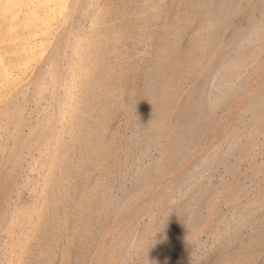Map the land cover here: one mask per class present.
<instances>
[{"label":"bare ground","instance_id":"bare-ground-1","mask_svg":"<svg viewBox=\"0 0 264 264\" xmlns=\"http://www.w3.org/2000/svg\"><path fill=\"white\" fill-rule=\"evenodd\" d=\"M80 1L82 2V0H73V3L70 5L69 4L70 2L68 3V0H0V44L1 45L4 44L5 47L7 46V48H9V47H11V45H10L11 40L12 41L13 40L15 41L16 39H18L19 41L22 40L19 43L20 44L18 46L19 49L17 48L18 50L14 52L15 54L18 53V55L15 56L11 62L7 63L4 56L0 53V83L4 84L5 86H7V84L9 83V80L11 79L12 74H13L12 73L13 69L11 70L12 63L19 64L25 70L26 68L28 69L29 65H31V63H33L34 59L36 57H38L37 54L39 52V48H41L42 46L45 47V45H46V43H45L46 41L45 42L42 41L43 40L42 37H44V39L46 40V37H48L49 32L52 31L51 26L53 25V22L51 23L50 21L53 18V16H51V15H54V17H55V14H53V13H55L56 11L64 14V15H59L60 17L64 16L63 18L61 17L62 19L60 18L62 20L61 24L62 23H63V25L65 24L64 26L68 27L67 31L70 32L71 34H74L73 32H71L72 29H74V26L72 24H70V19H72L71 16L74 14L72 11L77 10L76 8L79 6L82 7L81 6L82 3ZM138 1L139 0H121V7H119L120 13H121V18H120L121 20L116 18V16L119 17V15H117L118 12L115 13L112 9V8H115L116 6L111 7L112 10H108L107 8H109V7H106L107 11H109V12L113 11L116 14V16L114 14V16H115L114 18H116V20H118V22L116 23L114 18H113L112 12H111L109 14L110 15L109 17H112L113 18V19L111 18L112 22L113 21L114 22L109 23L110 25L107 24L109 21L106 22V24L108 25L107 27L103 26V25H106L105 22L103 23V21H106V19L103 20L104 17L106 16V14L104 17L102 15L101 19H98V17L100 18V16H101L100 14L102 13L101 12L102 10L99 11L100 14L97 18L94 15H91V18H90L91 21L94 18V21H92L93 27L91 26L93 29H91V31L94 33L91 34L92 32L90 31L91 33L89 35L86 32L85 36H82L83 39H84V37H86L84 40H80L78 38L80 40L79 43L81 41H84V44H86L85 46H84V44L82 45V47L84 46V48L80 47L81 50L84 49L85 51H83V50L81 51L79 49V51H81V53L85 52L84 54L83 53L80 54V52L78 51L77 47L79 45H77V47L75 45H73L74 47H73V50H71V54H67L65 52L66 50H64L62 48L63 45L64 46L66 45V47H68V45H69L68 41H70L69 40L70 33L68 34L67 31L64 30L63 31L64 33H61V35L56 36V37H58L57 39L54 37V39H56L57 42L55 40L54 41L56 43H58L59 45L61 44V48L63 51L58 50V49H60L59 45H58V49L54 48L55 49L54 52L56 50H58V51H56L55 53H53V51H52L51 53H53V54H51V55H49L50 53L48 54L49 56L47 57V60H50V61H48L50 66H48V64H47V66L49 67V69L47 67L48 71H45L44 69H43V71H45V73L50 72V74L52 75V77L50 75V77H51L50 81H52L51 82L52 84L49 83L50 81L47 83L49 84V86L51 84V86H50L51 92L50 93H52V97L56 102V104H55L56 107L54 109L52 106L53 110L52 111L50 110V113L48 111V113H46L47 115L43 117L44 118V119H42L43 121L40 122L38 120L39 123H37L36 125L34 124V127L35 128L38 127L40 129L44 128L43 130L46 131L47 129H45L44 126L48 127V125H47L48 122L50 124H52L51 122H54L53 126L52 125L49 126L50 129H48V131L50 130L49 131L50 133L48 132L49 134L46 135V133L44 131L43 133L46 136L43 137L41 135V137H43V139L41 141L44 142V140H45L44 144L47 146L46 148L49 147V150H48L49 154L46 157L44 156L45 159H41L43 161L44 160L46 161V164L48 166V170L46 169V167L43 166L45 163L42 164L43 162L41 160H40V162H42L41 164H42L43 168L46 169V172H44V175H45L46 186L48 184V189L46 188L47 190L46 189L45 190L47 191V194L49 195V197H48L49 202L54 205V207L56 209L55 211H57V212L50 213L49 211H51V210L49 209L48 212L51 215L45 216L46 218H48L49 223L45 224V226H43V227L41 226L42 228H40V234H39V237L37 238L38 240L36 239L37 240L36 241L37 247L35 245L36 249L33 246L34 247L33 249H35V251H33L34 252L33 253L34 261L32 259L33 264H51L52 263L53 257L56 253V251L54 250L55 246L63 238V236L65 234V230H66V225L68 224V229H69V226H70L69 222H72V217H71L72 215L69 212L72 210H68V209H70L69 207L72 205H77V203L79 201V194L81 192L83 194H85V196H87L90 199L89 201H91V199L93 200V197L96 194V193H94V191H95V188H97L96 187V185H97L96 181L97 180L95 178L94 172L99 166H101L103 164L104 159H106L105 157L108 158L107 155L113 157L110 150H108L109 148L112 147V145L109 144V145H111V147L107 146L106 148H108V149L105 150V146H104L105 140L103 139V135L105 136L104 132H106V129L108 127V124H107L108 121L107 120L111 117L110 116L111 115V107H113L112 110H115V109L116 110L117 109L118 110H121V109L125 110L131 116L133 114L132 112L135 110L133 107H135L136 110L143 112L145 115L148 113V116L151 115L153 117V120H152L153 122L149 123L150 122L149 121L148 122L149 124L148 123L146 124V127L144 129V133H143V139L139 140V139H137L136 136L128 138V139H130V140H128L129 144L127 143L129 146H127V144H126L127 149L125 150L124 157H129V155H132L134 153L136 146L140 145V141L144 142V145L141 149L142 154H147L151 147H153L156 144H160V143L164 142L162 139H163V137L166 136L165 135L166 132L167 131L169 132V126L171 125L170 124V122H171L170 121V114H171V110H172L171 106L174 103V101H173L174 98L177 97V95H178L177 93L179 92L178 87L180 85L178 86V84H181L187 78L188 74L191 73L192 70H194L196 65L199 66L201 61L204 60V57H205L204 55H207L208 52L210 53V50L214 46L215 42H217V44H218L219 40L216 41V39H217V37H219V34H221L222 31L230 23H232L233 18H235V16L237 17V14H239L240 10H241L240 9L241 7L239 8L240 0H186V2H185L186 3V9H185V12L183 11L182 16L181 15L175 16V14H172V15H169V14L166 15L165 14V16H164V14L162 13L163 14L162 16H164V17L162 18L163 20H161L162 23L158 27V29H159L158 36L156 37V34H155L154 38H156V41H155L154 45H153V43L150 44V41L148 43V41L146 40V39H148L147 36H146V39H143V38H145V35L144 36L139 35L140 38L142 37L141 39L139 38V36H137L138 38H136V39H139L140 43H141V40L143 39V41H142L143 43H141V44H143V47L140 46L141 47L140 51H138L139 50V48H138V50H137L138 52H137V51L133 50L134 48L136 49L137 47H134L133 46L134 44L131 45L132 40L138 34L137 33L135 35V32H137L139 30L137 28L138 30L136 29L137 30L136 31L135 28L137 27V25H140L141 27L146 26L148 24V19L150 20V18L153 16H155V17H156V15H158V17L160 16L159 2L161 3L162 0H144V1H142L143 3L141 2L142 4H144V5H142V7L139 6L140 2H138ZM85 2L88 3V0H85ZM31 3H33L34 5L27 8L26 5H30ZM90 3H92V0H90ZM93 4H94V2H93ZM67 5H69L68 6V7H70L69 9H68V7L65 8ZM65 9H68V10H66V12H64ZM104 11L106 12V10H104ZM180 11L182 12V9H180ZM105 12H103V13H105ZM161 12H162V10H161ZM120 13H118V14H120ZM170 14H171V11H170ZM50 16L52 17L51 19H50ZM179 16H181L183 18V20H184L183 23H180ZM196 19H198V20H196ZM244 19L246 20V21H244L245 23H243V24L241 23L239 26L237 25V28L235 27L236 29L232 33H230V35H229L230 37H228L230 47L228 49H225L224 51L222 50L223 52L221 53L220 58L218 57L219 60H217L218 62L216 63L215 66H213V70L211 71V73H209V75H207V77L204 76L206 78H204V79L202 78L203 79L202 80L203 85H202V83L199 84L200 83L199 81H201V79L198 81L199 82L198 84L195 82V86L200 85V87L198 86L199 87V88L197 87L198 89L196 88V90H193L194 94L191 98H189L188 102L186 101L187 103L185 102V104H186L185 106H183L184 105L183 103H180V104H183L182 105L183 107L181 108V106H180V107H178L179 111L177 110V112H178L177 113V120H176L177 127L175 126L176 125V123H175V125H174L175 128H174V133H173L174 135H173V137H171L172 139L170 138L172 140L171 141L172 144L170 143L171 146L169 145L170 147L167 148V150L168 149L170 150V151L168 150L169 155L166 151V153H167L166 155H168V158L167 157L166 158L169 160V162L171 164L166 159L167 163H169V166L166 168L170 169V166L173 163L175 164V162L178 161V159H180L181 155L186 153L185 151L187 150V147L190 148V146H191L190 144H192V142L194 144V141L195 142L197 141L198 138H196V135L198 137V133L199 134L201 133L199 130L204 128L203 126L205 125V123H207L208 120L210 121L211 117L213 119L214 115H212V114H214V111H216V108L218 106H220L221 103L223 104V102H226L231 96H233L234 93L237 92V90L240 88V86L243 83L245 85V83H246L245 79L247 80V77L249 76V74H251L250 70L252 68H253L252 70H254V67H251V69H250L247 66H249L250 62H253V60L256 58V56L259 54L260 50L264 46V0H255L254 2H252L248 11L246 12V16L244 17ZM101 20H102V22H101ZM119 21H121V22H119ZM198 21H200L199 24L196 25V27H194L196 24L195 22H198ZM110 22H111V20H110ZM193 22H194V24H192ZM191 24L193 25V27H191L192 26ZM70 25H72V27ZM36 26H38L39 28L41 27V29H40L41 31L40 30L38 31L39 34L37 33V31L35 29V28H38ZM66 27H64V29H67ZM76 27H77V25H76ZM190 27L194 28V30L191 29L193 33H192V35H190V37L188 38L189 40L186 43L185 42L186 38L184 40V36L186 35V33L188 31L187 28L189 29ZM49 28L51 30H49ZM80 29H82V27ZM141 30H142L141 33L145 32V31H143V28ZM34 31H35L37 37H38V35H40V32L42 35V37L40 39L41 41L39 40L40 36L38 38V40L41 42L39 47L37 45L34 46V45L30 44L32 41L30 42L29 39H31L32 37L31 38L29 37V39L26 37L27 34H28L27 36H33L32 34L34 33ZM189 31H190V29H189ZM77 32H78V30H77ZM184 32H185V34H184ZM79 33H80V31H79ZM227 33H229V32H227ZM75 35H78V34H75ZM83 35H84V33H83ZM152 35L153 34L149 33L150 37ZM34 37H35V35H34ZM34 37L32 40L35 39V42H37L36 41L37 39ZM73 37L74 36H72V38ZM26 38H27V41H26ZM152 38L153 37H151V39ZM18 40H17V42H18ZM39 41H38V43H40ZM76 41H77L76 44H79L78 40H76ZM13 42H12V44H13ZM55 42H54V44L56 45ZM136 42H137V45L135 43V46L139 47V45H140V44L138 45L139 41H136ZM81 43H83V42H81ZM73 44H75V43L73 42ZM109 44H113L112 46H114L117 53L122 58L121 61L123 62L125 60V62H124L125 65L127 64L126 59L127 60L130 59L131 61L132 60L137 61L139 56L137 55V57H136L135 52L140 55V58L143 56L139 60V61H142V59H143L142 62H144V60H145L144 58L146 55H148V56L151 55L150 56L151 57L150 62L146 59L145 61H148V62H145V63H148V64L146 66H145V64H143V66H145L142 68L144 74H142V73L141 74L143 75V78L145 77L144 78L145 80H144V83L142 84L143 86L141 87V89H139L140 90L139 100L136 103L133 102V103H135L134 106H132L131 104H128V102L125 100V98H126L125 96H127L128 94H131V92H132V91L130 92V90H132L130 87H133L131 84L133 82L131 78L134 75V70H133L134 64H133V66H132V64L127 65V66H125V65L121 66L118 63L120 65V68H119V71L117 72V69H116L117 66L114 63L116 61L112 62V60H110V57H108L111 54L110 55H108L109 53L107 54L108 51L110 52V51H113L114 49L110 50L111 49V47H110L109 50L106 51L107 50L106 48H108ZM121 44L124 45L122 48L119 47ZM228 45H226V46H228ZM131 46H133L134 48ZM5 50H7V49H5ZM6 52H4V53H6ZM114 52H115V50L111 53H114ZM14 53H11V54H14ZM42 54H44V53L42 52ZM119 55L116 54L117 58ZM113 56L111 55V57H113ZM120 57H119V59H120ZM123 58H126V59L123 60ZM131 58H133V59H131ZM134 58H137V59H134ZM42 60H44V58ZM67 60L69 61L68 64L70 67L67 69L69 70L72 68L73 70H75V72L79 73L78 74V77H80L79 79H81L82 76L84 79V82H83V79L81 80L82 81L81 84H83L84 87L82 85V88L80 91V96L78 95L79 97L77 96V93L73 88L75 86L73 84L74 81H73V83L71 82L72 85H74V86H71V85L69 86L68 85L69 82H67L66 75H64L67 73L69 74L70 71L67 70L68 72L66 71L67 73H65V71H63L64 69H62L63 63L66 64ZM44 61H42V62H44ZM133 61H132V63H135ZM110 62H112L113 65L115 64V66H116L115 69L113 68L114 67L113 65H110ZM137 63H138V61H137ZM111 66H113V67H111ZM197 66H196V68H197ZM136 67H138V66L136 65ZM141 67H139L140 69H138V68L137 69L141 71ZM39 69H40L39 71H42L41 68H39ZM45 69H46V67H45ZM33 70H35V69H33ZM73 70H71V71H73ZM132 70H133V73H132ZM39 71H38V73H40ZM75 72H73L74 75H76ZM193 72H195V71H193ZM73 73H71V75ZM39 75L40 74L37 75L38 78L35 77L36 79H34V80L32 79L34 81V83H36L35 84L36 87L34 88L35 90H33V91H35L34 93H36L35 98L37 101H39L47 93V90L50 89V88L48 89L49 86L46 83V81H44L42 79L44 76L42 75L43 76L42 77L40 75V77H39ZM46 75H47V77L49 76L48 74H46ZM68 76H70V75H68ZM31 77H32V75H31ZM189 77H190V74H189ZM13 78L15 79V77H13ZM52 78H54V80H52ZM262 78L264 79V77H262ZM64 79L66 80L65 83L66 84L68 83L67 85L64 83ZM68 79H70V78H68ZM71 79L75 80L76 77L75 78L73 77ZM75 81L77 82V80H75ZM29 82H30V80H29ZM79 82H80V80H79ZM262 83H263V81H262ZM1 87H2V85H1ZM1 87H0V89H1ZM71 87H72V89H71ZM23 88H24V86H23ZM135 88H137V87H135ZM79 89H80V87H79ZM240 92H238V93H240ZM237 96H238V94H237ZM53 99L50 101H54ZM2 102H3V99H2ZM226 106H228V105H226ZM19 107L17 106V108H19ZM13 108H15V107H13ZM245 108H246V111H251L253 113V118L249 122L246 123V125H247L246 131L242 132L239 130L238 131L233 130L228 135V138L226 140V144L222 148L219 146V148H221L220 149L221 151L216 150V151H214V153H212V155H210V156L207 155L206 157H203L202 159H200L198 162L194 163L193 167L189 170V172H190L189 177H190L191 183H193L196 179H198L200 177L204 168L208 165L210 166L212 164L213 165L214 164H217V165L222 164L225 167V172H226V169L232 167L233 165L235 167L236 164H234L233 161L230 162L231 159H229V157H230L229 154L230 153L232 154L233 152L235 153L240 148H242V145H244L243 144L244 142L242 143V139L244 141V137L246 138V136H248L252 132V130L255 128L256 124L264 118V86L260 87L258 90H256L254 92V94H252V96L249 99L248 103L246 104ZM13 110H12V112L8 111L11 115L8 113L7 116L10 115V118H11L10 120L12 122H14L13 120H15L14 124L16 123V125H14L15 128L13 127L14 130H13L12 134H10V133L9 134L12 135V137H15L14 138L15 140L18 139V143L16 145H14L15 149L11 150L12 152L8 151L9 153L6 154L7 158L4 161H2L0 163V165H7V166L15 165V168H16L18 166L19 160L21 159V161H22V151L21 150H23V149H21V148H23L25 143L28 142V141L25 142L24 140L28 139L27 137L29 136V134L27 133L28 136H26L25 139L21 140V134H20V139L18 138L19 132L22 129L23 125L25 123H27V120L25 122V120L21 117V115H19L20 114V113H18L19 109H18V111L15 109L17 112L15 110H14L15 112H13ZM20 112H21V110H20ZM244 112H245V110H244ZM42 113H43V111H42ZM64 116H66L67 127L66 126L65 127L67 128V132L69 134V135L68 134L66 135V136H69L68 139L66 138V136H64L66 139H63L64 137L60 136L61 131H58L57 126H55V123H57V122L59 123L60 121H62L61 119H63ZM131 116H130V118H131ZM12 117H13V120H12ZM7 118H9V117H7ZM47 120H50V121L47 122ZM263 121H264V119H263ZM28 122H30V121H28ZM45 122H47V123H45ZM110 122H111V120H110ZM174 122L175 121H173V124H174ZM0 125H1V123H0ZM7 126H9V125H7ZM31 127H33V126H31ZM38 128L35 129V131L39 130ZM31 129H30V131H31ZM62 131H64V128ZM39 132H40V130H39ZM31 133H32V136L36 133V135H34L33 137L36 136L35 137L36 139H38V138H39V140L41 139L38 131L35 133H33V131L30 132V137L32 138ZM169 133H171V132H169ZM63 135H65V134H63ZM37 136H39V137L37 138ZM5 137H7V136H5ZM248 138H249V136H248ZM34 139H33L32 144L35 145L36 142L34 143ZM36 139H35V141H37ZM194 139H196V140H194ZM29 140H30V138H29ZM5 141H6V139H5ZM43 142L41 144H43ZM26 145H28V144H26ZM34 145L31 146V147H33V149H34ZM117 145H118V143H117ZM117 145H116V147H117ZM119 146H121V145H119ZM119 146H118V148H119ZM1 147H3V146H1ZM39 147L41 148V145H39ZM114 147H115V144H114ZM245 148H246V145H245ZM12 149H13V147H12ZM111 149H113V148H111ZM243 149H244V147H243ZM45 150H47V149H45ZM70 150H76L73 153L74 155H75V153L78 152L76 159H72V157H70ZM114 151H115V149H113L112 152H114ZM183 151H184V153H182ZM29 152L31 153L32 151L30 150ZM33 152H34V150H33ZM40 152H41V150H40ZM37 153H38V150H37ZM44 153H46V152H44ZM114 153H113V155H114V157H116V155ZM7 155H9V156H7ZM26 155H28V154H26ZM43 155H45V154H43ZM233 155H231V156H233ZM35 156H37V155H35ZM46 158H47V160H46ZM111 159H113V163L115 164L114 165L115 167H116V165L119 166V164L122 163V161H123L122 159H119V157H116L115 159L114 158H111ZM111 159H109V160H111ZM124 159H126V158H124ZM106 161H107V159H106ZM106 161L104 163H106ZM20 162H19V164H20ZM110 163L112 165L111 161H110ZM16 164H17V166H16ZM38 164H40V163H38ZM75 164H77L76 166H77L78 170L80 171L79 172L80 173L79 179H77L78 177H76V176H75L76 177L75 178V177H73V175H72V177H71V175H69V173L71 171H73V170H71V168L72 169L75 168L74 167ZM54 166L59 168L58 173H54V174L52 173L53 171H51V170L54 169V168H52ZM103 166L105 167V165H103ZM150 166L148 165L147 167L145 166V168L141 167V168L135 170L134 173L131 176H129V179L126 180V181L129 180V183L124 182V184L122 186V191L118 195H115V196L113 194H111L112 196L109 195L110 194L109 191L111 192V189H110L111 187L109 186V179L110 178L109 179L106 178V180H105L106 182L101 181L102 183L101 182L99 183V186L102 184V192H101L102 195L100 194V190H99V194L101 197L99 207L101 206L102 210L104 211L103 212L104 213V215H103L104 219L108 218L107 216L110 214V211H111L110 209H114V208L117 210L120 209L121 205L123 206L125 203L127 204V200L129 199L128 197H130L134 194L133 193L134 190H136L137 188L142 189L144 184L146 185V183L150 182V178L154 176L153 174L156 171L155 169H154L155 171H153V168L157 167V166L155 167L154 164H153V168H152V166L151 167ZM12 167H14V166H12ZM9 169L10 170L12 169L11 166H9ZM9 169H8V171H9ZM254 169L256 170V168H254ZM14 170H11V171H14ZM57 170L58 169H56V171ZM74 173H75V171H74ZM76 173H77V170H76ZM79 173H78V175H79ZM41 174L43 175V173H41ZM3 176L6 178L5 181H3V179H5ZM3 176H2L3 179H2V177H1V179L4 183L2 181H0V182H2L4 185L6 182L5 187L9 188V186L14 183L12 181L14 178L13 179L11 178L12 180L10 179V177H11L10 171L7 172V175L5 174ZM160 177H161V175H160ZM43 179L44 178H42L41 180H43ZM82 182H84L85 184H83ZM206 182L209 184H207V186L204 185V187H201V189H199L200 191L198 190V191H196V193H193L190 201L184 207L188 212L187 218H186L184 223L179 222L178 219H176V217H167L164 220V223H166V224H168V223H170V224L174 223L175 224V228L174 227L173 228H174V230L176 229L175 230L176 232L174 231L175 235L172 234V236L174 235L173 237L170 236L173 239H172V242L169 243V244H171V246L173 248H174L173 245H177L180 242H182V240H184L187 236H189L188 234H190L192 231L195 230V227H197L196 225H197V222L200 218L201 212L204 209L203 207H205L206 203L208 204V201H210L211 198L214 196L213 194H215V192L217 190L216 188L218 187V185L216 187L214 185V183L212 184V182H210V181H206ZM74 183L76 185L77 191H79V192H77V193H79L78 195H76L75 193H71L69 190V187L67 188V186H71ZM228 184H230V183H228ZM37 186L35 188L39 189V187H37ZM180 187H182V186H180ZM8 188H5V192H7L9 190ZM35 188L34 189L32 188V189L35 190ZM66 188L69 190L68 194H66V193L63 194V190ZM38 189H36V190H38ZM36 190H35V192H36ZM38 191H37V193H38V195L40 194V196H39V198H40V197H42V195H44L45 191L43 194L40 191H39L40 192L39 193ZM42 191H43V189H42ZM32 192L33 191H31V193ZM170 192H171V194H170L171 196L170 195H168V196H170V203H171V210L170 211H172V209L174 210L175 208H178V204L176 203L178 201H176V196H175L176 191L170 190ZM37 193H36V195H37ZM131 193H133V194H131ZM168 194H169V191H168ZM38 195L36 197H38ZM20 198H21L22 204L24 206V207L22 206V208H24V210L19 208L21 205L18 207L20 210H23L22 216H21V213H20V216L24 220L20 219V222L25 223V221H26L25 226L27 223H30V224L34 223L35 221L33 222V218L35 216H39V213L41 210V207L37 201V198H36V201H35V199H34V201H32L30 199L31 201L29 200V202H28V199L26 201L25 198L22 199L21 196H20ZM20 198H18V199H20ZM5 200H4V202H5ZM21 200H18V201L21 202ZM23 200H25L26 203L25 202L23 203ZM87 201H88V199H87ZM49 202H48V204H49ZM41 203H42V201H41ZM51 204H49V205H51ZM44 206L42 208H44ZM64 206H68V209H67L68 211L65 210L66 207L64 208V211L68 212L67 213L68 215H66V216L63 215V213L62 214L60 213V211H62L61 209ZM246 206H247V210L239 213L237 215L235 221L230 225V227L228 226L229 230H230L229 234L227 233L228 234L227 237L220 241L221 246H222V254L220 253L221 254L220 258H218V260L212 264H255L256 263L255 261H256V258L258 256L257 251H259L258 248L264 247V223H263V225L262 224L261 225H255L253 228L254 229L253 232L251 233V235L249 234L250 236H248V237L243 238V236L241 237V236L237 235V230H238V228L240 230L239 226H241L243 224V222L245 224V223H247L248 220H251L255 216V214H256L255 212H257V209L264 206V188L262 190H260V192H258L255 196H253L250 200H248ZM0 207H1V205H0ZM82 207L84 208V206H82ZM45 209H46V207H45ZM84 210H83L84 214H80V215H82V217L80 219V222L78 223L79 225H78L77 230H76L77 235L75 234V237L73 236L75 238V240L78 241L79 243L84 242L85 239L87 238V236L90 235V233H91V230L87 227L88 226L87 225L88 224V217H86V215H85L86 212ZM120 210H122V209H120ZM5 211H6V209H5ZM100 211H101V209H100ZM17 213L19 214V212H17ZM7 214L6 213L3 214V212H2V214L0 215V228L1 227L4 228L3 226H6V227L11 226L12 223L10 222V225H9V220H11L13 218H10V214H8V215ZM65 214H66V212H65ZM99 214H100V212H99ZM130 214L133 215L132 213H130ZM14 216H16V214ZM16 218L19 219L20 217L16 216ZM14 220H12V222L15 223V225H16L15 221H17V220H15V221ZM256 220H258V219H256ZM44 221H46V220H44ZM101 221H102V219H101ZM101 221H100V223L98 222L99 226H97V227H101V229L99 228L100 230H102L101 224L103 222V221L102 222ZM128 221H130V219H128ZM219 221L223 222L224 220L222 219ZM259 221H261V220H259ZM7 225H9V226H7ZM19 225H20V223H19ZM27 225L29 226V224H27ZM216 226H218V225H216ZM6 227H5V230H6ZM13 227H11V229H13ZM21 227H22V225H21ZM23 227H24V225H23ZM103 228H104V223H103ZM11 229L9 231H11ZM17 229H19V228H16V231H14V230L13 231L16 232L17 236H18V233L21 231L23 232V230L20 229L21 231L17 232L18 231ZM26 229L29 230L31 228H28L26 226ZM99 229H96L97 232H99L98 231ZM145 229L146 230H144V232L141 231L143 229L139 230V232L141 234L139 233L138 234L139 237L136 238L137 244L140 241H142L141 239L145 238L144 233L146 231L148 232V229L147 228H145ZM217 229H219V228H217ZM217 229H215L213 234L214 235L216 234L217 236H219L220 233ZM0 230H2V229H0ZM25 231H27V230H24V232ZM189 231H191V232L189 233ZM27 233H28V231H27ZM27 233H25V234H27ZM28 234H27V236H28ZM14 237H16V236H14ZM18 238H19V242L23 241L22 243H24L25 239H22V238H25V237H23L22 234H21V236L19 235V237H17V239ZM93 238H95V237H93ZM17 239L15 241H12V243L16 242L17 245L19 246L21 244L18 243ZM67 240H68V237H67ZM61 242H63V241H61ZM233 242H234V244L236 242V244L233 245L234 247L231 246ZM34 244H36V243H34ZM135 245H136V243H135ZM254 245H257L259 247L255 249ZM18 246H16V247H18ZM10 247H9V249H10ZM16 247H15V249H16ZM168 247H169V245H168ZM219 247H220V245H219ZM12 248L14 249V247H12ZM85 249H86L85 247H81L80 250L78 249L79 252L77 254V262L80 261V259L87 253L85 251ZM113 249L111 251H113ZM163 251H165V250H163ZM7 254H9V253H7ZM11 254H13V253H11ZM163 255L165 256V254H163ZM7 257H8V255H7ZM259 258H260V256H259ZM5 259H6V257H5ZM7 260L9 261V259H7ZM172 262H174V261H172ZM8 263H6V264H8ZM10 263H11V261H10ZM150 263H148V264H150ZM152 263H154V262H152ZM30 264H32V263L30 262ZM75 264H77V263H75ZM261 264H264V261H263V263L261 261Z\"/></svg>","mask_w":264,"mask_h":264},{"label":"rangeland","instance_id":"rangeland-1","mask_svg":"<svg viewBox=\"0 0 264 264\" xmlns=\"http://www.w3.org/2000/svg\"><path fill=\"white\" fill-rule=\"evenodd\" d=\"M142 1H144V0L138 1V2H140L139 6H141V7H142V5H144V4H142L143 3ZM254 1L255 0H253V1L252 0H240L241 3L239 2V8L241 7L240 8L241 10H240V13L237 14V17L235 16V18H233L232 23L234 25L232 23H230L222 31L223 34L222 33L219 34V37H217V39H216V41L219 40L218 44H217V42H215L214 46L210 50V53L209 52H208V54L206 53L207 55H204L205 56L204 60L201 61L199 66L196 65L197 68L195 66L196 69L194 68V70H192V72L193 71H195V72L189 73L190 77L188 74V76H187L188 79L186 78L181 84H178V86L180 85L178 87L179 92L177 93L178 94L177 97L174 98V100H173L174 103L171 106L172 110H171V114H170V121H171L170 124L172 126L171 125L169 126V132H171V133H169L168 131L166 132V134H165L166 138L163 137V139H162L164 142H162L160 144H156L153 147H151L147 154H142L141 149L144 145V142L140 141V145L136 146L134 153L132 155H129V157H124L125 150L127 149L126 144L128 143V140H130L128 138L136 136L137 139H139V140L143 139V133H144V129L146 127V124L149 121H150L149 123H152L153 117L150 114H149L150 116H148V113L145 115L143 112L136 110L135 107H133L135 110L133 109L134 111L132 112L133 113L132 116L129 115V113L125 110H122V109L116 110L115 108H114L115 110H112L113 107H111V115H110L111 119L109 118L107 120L108 121L107 122L108 127L106 129V132H104L105 136L103 135V139L105 140L104 141L105 142L104 143L105 144L104 145L105 150L108 149V148H106L107 146L111 147V145H112L111 148L115 149V151H114L115 153L112 152L113 149L109 148L108 150H110L113 157L107 155L108 158L105 157L107 159V161H106V159H104L103 164L101 166H99L97 169L95 168L96 170L94 169L95 170L94 175H95V178L97 180L96 181V183H97L96 187L97 188H95L94 193H96V194L93 197V200L91 199V201H89L90 199L87 196H85V194H83L82 192L80 194L77 193L79 191H77L75 183L72 184L71 186H67V188L69 187V190L71 193H75L76 195L79 194V201H78L77 205L70 206L69 207L70 209H68V206H64L61 209L62 211H60L61 214L63 213V215L66 216V215H68L67 211L72 210V211H69L70 214L72 215L71 216L72 222H69L70 223V226H69L70 230L68 229V224L66 225L65 234L63 236L64 239L63 238H62L63 240L61 239V241H63V242L60 241L55 246L54 250L56 251V253L53 257V261L51 264H75V263H77V264H148L150 262L151 263L154 262L152 264H207V263L212 264L215 261H217L218 258H220L221 254H222V246H221L220 241L222 239L226 238L227 235L229 234L230 225L235 221V219L239 213L247 210V206H246L247 201L250 200L253 196H255L258 192H260V190H262L264 188V123H263L264 118L256 124L255 128L248 135L249 138H248V136H246V138L244 137V141L242 139V143L244 142L243 143L244 145H242V148H240L235 153L234 152L232 154L230 153L231 155L234 154L233 156H231L229 154V156H230L229 159H231L230 162L233 161L234 164H236L235 167L233 165L232 167L226 169V172H225V167L222 164H219V165H217V164L213 165L212 164L210 166L208 165L204 168L200 177L198 179H196L193 183L190 182L189 170L193 167L194 163L198 162L203 157H206L207 155L210 156V155H212V153H214V151L220 150L226 144V140L228 138V135L233 130H237V131L239 130L242 132L246 131V129H247L246 123L249 122L253 118V113L251 111H246V108H245L246 104L248 103L252 94H254V92L256 90H258L260 87L264 86V79L262 78V77H264V46L260 50V52L256 56V58L253 60V62H250L249 66H247L250 69H251V67H254V70H252L253 68L251 69L252 71L250 70L251 74H249V76H248L249 78L247 77V80L245 79V82H246L245 85L243 83L240 86V88L238 89L239 91L237 90V92H235L233 96H231L226 102H223V104L221 103L220 106H218L216 108L217 112L214 111V114H212V115H214L213 119L211 117L210 121L208 120L209 122L207 121V123H205V125L207 124L206 125L207 127L204 125L203 126L204 128L199 130L201 133L200 134L198 133V137L196 135V138H198L197 141L196 142L194 141V144L192 142V144H190L191 146L189 145L190 148L187 147V150L185 149L186 150L185 152L187 154L184 153V151H183L182 153H184V154L181 155L180 159H178V161H176L175 164L172 162L173 166L171 165L170 169L166 168L169 166V163H170L169 160L167 159L170 150L168 149L169 150L168 151L167 148H169L171 146L170 143L172 144V142H171L172 138L171 137H173V135H174L173 133H174L175 126L177 127L176 120H177V113H178L177 110L179 111L178 107L181 106V108H182L183 106L186 105L185 102L186 101L188 102L189 98H191L194 94L193 90H196V88L198 86L200 87V85L195 86V82L197 84L200 82L199 84H201L202 80L204 78H206L207 75H209V73H211V71L213 70V66H215L216 63L218 62L217 60H219L221 53L225 49H228L230 47V43H229V39H228V37H230L229 36L230 33H232L237 28V25L239 26L241 23L242 24L245 23L244 21H246L245 20L246 18L244 19V17L246 16V12L248 11L250 5ZM86 2H85V0H82V2H81L82 7L79 6L80 8L77 7L76 8L77 10L72 11L75 15L72 13L73 15L71 16L72 19H70V24H72L74 26V29H72V31H71L74 34H71L70 32L67 31L68 27L64 26L65 24L64 25H63V23L61 24V21H62L61 19L64 16H61L62 17L61 18L59 15H64V14L59 13L57 11L56 12L54 11L55 13H53V14H55V17H54V15H51V16H53V18L50 16V19L52 18L50 22L51 23L53 22V25H52L53 27L51 26L52 31L49 32L48 37H46V40L44 39V37H42L41 32H40V35H38V37H37L35 31L32 34L33 36H27L28 35L27 34L26 37L28 39H29V37L30 38L32 37L31 39H29L30 42L31 41L32 42L30 43L28 41L31 45H34V46L37 45L39 47L41 44L40 39L42 37L43 38L42 41H44V42L46 41L45 47L42 46L41 48H39V52L37 54L38 57H36L37 59L36 58H35L36 60L34 59L33 63H31V65H29L28 69L26 68L24 70V68L21 67L19 64L12 63L11 70L13 69L12 70L13 74H12L11 79L9 80V83L7 84V86L0 83V87L2 85V87L0 89V118H1L0 119V123H1V125H0V128H1L0 129V163L7 158L6 154H8L11 150H14L15 149L14 145H16L18 143V139L15 140L14 139L15 137H12V135H10V134H12V132L15 128L14 125H16V123L14 124L15 120H13V117H12V120L14 122H12L10 120L11 114L9 112H12L13 109L14 110L16 109L17 111L19 109V111H18V113H20L19 115H21V117L25 120V122L27 120V123H25L23 125L22 129L20 130L18 138L20 139V134H21V140L25 139L26 136H28V134H29V136L27 137L28 139L24 140L25 142L26 141H28V142L25 143V145H24L25 147L23 146V148H21V149H23V150H21L22 151V161H21V159L19 160V162L20 161L21 162H20V164L18 162V166L16 164V166H17L16 168H15V165H9L12 168L11 170H14V169L15 170L11 171L9 169V166L0 165V179L3 175H5V174L7 175V172H9V171L11 174L10 179L14 178L13 180L11 179L14 183L11 181L13 184L11 183L12 185H10L9 188L5 187L6 182H5V185L3 184L4 183L3 181L6 180V178L4 176L3 177L5 179H3V177H2L3 181H2V179L0 180L3 182V183L0 182V199H1L0 200V205H1L0 215L2 214V212H3V214L8 213V214H10V218H13V219L9 220V225H10V222L12 223L10 227L3 226L4 228H2V227L0 228V229H2V230H0V264H6L8 262H9L8 264H30V262L33 264V261H34V258H33L34 252L33 251H35V249L37 247L36 241L38 240L37 238L39 237V234H40V228L45 226V224L49 223L48 218H46L45 216L51 215V214H49V212L50 213L57 212V211H55L56 209H55L54 205L49 202V198H48L49 195L47 194V191H46L48 189V184L46 186L44 172H46V169L48 170V166H47L45 160L44 161L41 160V159H45V157L49 154V151H48L49 147L46 148L47 146L44 144L45 140H44V142L41 140L43 139L44 136H46L47 134L50 133L49 132L50 130L48 131V129H50L49 126H51V125L53 126L54 122H51L52 124H50L48 122L50 120H47L48 127L44 126L45 129H47L46 131L43 130L44 128L40 129L38 127H36V128L34 127V124L36 125L37 123H39V121L40 122L43 121L42 119H44L43 117L47 115L46 113H48V111L50 113V110L51 111L53 110L52 106L54 109L56 107V105H55L56 102L52 97V93H50L51 92L50 86L52 84L51 83L52 81H50V79H51L52 75L50 74V72L45 73V71H48V69H49L48 66H50L48 63V61H50V60H47V57L49 55L55 53L58 50L63 51L62 48L64 50H66L65 52L67 54H71V50H73V47H74L73 45H75L76 47H77V45H79L77 47L78 51H79V49L81 50V48H84V46L86 45V44H84V41H81L83 43H81V42L79 43V41L84 40L86 38V37H84V39L82 38V36H85L86 32L89 35L92 32L91 31V29H93L92 28L93 27L92 21H94V18L91 21V19H90L91 15H94L97 18L100 14L99 11L102 10L101 11L102 13L100 14L101 16H100V18L98 17V19H101L102 15L104 17L106 14L104 19L102 18L103 20L106 19V21H103V23L105 22V24H106V22L109 21L107 24L110 25L109 23L114 22V21L112 22V19L116 16L115 13H117V12L120 13L119 7H121V0H106V1L105 0H92V3H90V0H88V3L90 5ZM93 2H94V4H93ZM185 2H186V0H176V1L175 0H162L161 3L159 2L160 16L159 17H158V15H156V17L150 16L152 19L151 18H150V20L148 19V24L146 26H144L145 28L141 27L140 25H137V27L135 28V30L138 28L140 31L137 29L138 31L136 30L137 32H135V35L137 33L138 34L134 38L135 40L134 39H133L134 41L132 40L131 45L134 44L133 46L137 47V48L135 49L133 46H131L134 48V49L133 48L132 49L134 51H137L139 48L138 51H140V48L143 47V44H141V43H143L142 42L143 39H146V36L148 38V39H146L148 41V43L150 41V44L153 43V45H154V43L156 41V38H154V37H155V34H156V37L158 36V32H159L158 27L162 23V21H161V20H163L162 18L165 16V14L166 15L167 14H169V15L175 14V16H178V15L182 16L183 11L185 12V9H186V3ZM68 3L71 5L73 3V0H70V1L68 0ZM32 5H34V4L31 3L30 5H26V6L28 8ZM68 6L69 5H67L66 7L64 6V7L67 8ZM106 7H109V8H107L108 10L113 9V11L115 13L113 11H110V12L107 11ZM111 7H115V8L111 9ZM69 8L70 7H68V9ZM68 9H65L64 12H66V10H68ZM180 9H182V12L180 11ZM104 10H106V12ZM161 10H162V12H161ZM170 11H171V14H170ZM103 12H105V13H103ZM111 12H112L113 18L109 17L110 16L109 14ZM118 13H117V15H119V17L116 16V18L120 19L121 13L120 14H118ZM162 13L164 14V16H162L163 15ZM114 14H115V16H114ZM181 16H179L180 23H183L184 20ZM116 18H114V20L117 23L118 20H116ZM110 20H111V22H110ZM196 20H198V19H196ZM101 22H102V20H101ZM119 22H121V21H119ZM199 22L200 21L195 22L196 24L194 27H196V25H198ZM107 24L103 25V26L107 27L108 26ZM192 24H194V22ZM72 25H70V26L72 27ZM76 25H77V27H76ZM36 27H38V26H36ZM64 27H66L67 29H64ZM81 27H82V29H80ZM191 27H193V25ZM191 27L189 28L191 32L187 28L188 31L185 35L186 37L184 36V40L186 38V41H185L186 43L188 42V40H189L188 38L190 37V35H192V33H193L192 30H194V28H191ZM38 28H35L37 33L41 29V27L39 29ZM140 28L141 29L143 28V31H145V32L141 33L142 30ZM49 30H51V29L49 28ZM64 30L67 31L68 34L70 33V35H69L70 41H68L69 42L68 43L69 45L67 44L68 47H66V45L65 46L63 45V47L61 48V44L59 45L58 43H56L57 42L56 39L58 38L56 36L61 35V33H64L63 32ZM77 30H78V32H77ZM79 31H80V33H79ZM148 32L150 34H153L151 36V37H153L152 39L149 36ZM227 32H229V33H227ZM83 33H84V35H83ZM93 33L94 32H92L91 34H93ZM75 34H78V35H75ZM184 34H185V32H184ZM34 35H35V37H34ZM71 35L74 37L72 38ZM139 35L140 36L145 35V38H143L141 40V43H140L139 39H136V38H138L137 36H139ZM39 36H40V38H39ZM140 36H139V38H140ZM33 37L37 39L36 40L37 42H35V39L32 40ZM54 37L56 39H54ZM27 38H26V41H27ZM38 38L40 41L38 40ZM75 39L78 40L79 44H76L77 41ZM17 40L18 39H16L15 41L13 40L14 42L11 40V42H10L11 47H9V48H7V46L5 47L4 44L3 45L0 44V53L4 56L7 63L11 62L14 59V57L18 55V53L15 54L14 52L19 49L18 46L20 45L19 43L22 40L21 41L18 40V42H17ZM38 41L40 43H38ZM136 41H139L138 42V45L140 44L139 47L135 46V43L137 45ZM12 42H13V44H12ZM54 42L56 43V45L54 44ZM73 42L75 44H73ZM83 44H84V46L82 47ZM58 45H59L60 49H58ZM112 45L113 44H109L108 48H106L107 49L106 51H108L110 47H111L110 50H112V49L115 50L114 53H111L114 51L113 50L110 52L108 51L107 54L109 53L108 55L111 54L112 56L113 55L115 56V57L114 56L111 57V55H110L108 57H110V60H112V62L116 61L114 63L116 64L117 67L115 66V64L113 65L112 62H110V65H113L114 67L113 66H111V67H113L114 69L116 67L117 72H118L120 65L121 66L125 65L124 59H126V58H123L124 61L122 62L121 61L122 58L117 53L114 46H112ZM226 45H228V46H226ZM123 46L124 45L121 44L119 47L122 48ZM54 48L55 49L57 48L58 50H56L54 52V50H55ZM5 49H7V50H5ZM82 50L85 51L84 49H82ZM52 51H53V53H51ZM81 51H79L80 54L83 53V52L81 53ZM4 52H6V53H4ZM42 52L44 54H42ZM11 53H14V54H11ZM116 54L119 55L118 58H117ZM135 55H136V57H137V55L139 56L138 59L134 58V59H137L138 63L135 60L134 61L132 60V61L135 62L136 64L132 63V61L130 59L129 60L126 59L127 64L125 65V66H127V65L132 64V66H133V64H134L133 67L135 68V69L133 68L134 75L132 74L133 70L131 73L133 75V76L131 75L132 76L131 79L133 81V82L131 81L132 82L131 84L133 87H130L132 89V90H130V92L131 91L132 92H131V94L127 93L128 95L126 94L127 96H125L126 97L125 100L128 102V104H131L132 106H134L135 103L139 100V98H140V95H139L140 90L139 89H141V87L143 86L142 84L144 83V80H145L144 79L145 77L143 78V75H142V74H144L142 68L148 64L145 62H148V61L150 62V58H151L150 57L151 55H149V56L146 55L147 57L145 56L144 59L145 60L147 59L148 61L144 60V62H142L143 59H142V61H139V60L143 56L140 58V55L136 52H135ZM42 57L44 58L45 61L42 60L43 59ZM119 57H120V59H119ZM131 59H133V58H131ZM41 60L44 61L45 63L42 62ZM68 63H69V61L67 60V63H66L67 65L65 63H63V65H62L63 66L62 69H64L63 71H65V73L70 71L69 74L68 73L64 74V75H66L67 82H69V84L68 83L67 84L69 86L75 85L73 88L76 91L77 96L78 95L80 96V91H81V88L83 85V84H81L82 83L81 80L83 79V76L81 77V79H79L80 78V77H78L79 73L75 72V70H73L72 68L68 70L67 68H70ZM47 64H48V66H47ZM143 64H145V66H143ZM136 65L138 67H136ZM45 67H46V69H45ZM47 67H48V69H47ZM139 67H141L142 72L140 70H138V69H140ZM39 68H41L42 71H43V69L45 71H43V72L39 71L40 70ZM33 69H35V70H33ZM71 70H73V71H71ZM38 71L40 73H38ZM73 72H75L77 76L74 75ZM42 73L43 74L45 73V74L43 75ZM71 73H73V74L71 75ZM36 74L37 75L42 74L44 77L41 75L43 77V78L42 77L41 78L44 81H46V83L49 81H50L49 83H51L50 86L47 83L49 86L48 89L50 88L49 89L50 91L47 90V93L39 101L36 100V98H35L36 93H34L35 91H33V90H35L34 88L36 87L35 86L36 83H34V81H33L34 79H36L35 77H37ZM46 74H48L49 76L47 77ZM31 75L33 78L31 77ZM40 75H39V77H40ZM50 75H51V77H50ZM68 75H70V76H68ZM72 76L74 78L76 77L75 80H77V82L75 80L71 79V78H73ZM204 76H206V77H204ZM13 77H15V79ZM54 78H52V80H54ZM68 78H70L72 81ZM78 79L80 80V82ZM200 79H201V81H199ZM29 80H30V82H29ZM65 81L66 80L64 79V83H65ZM73 81H74V83H73ZM262 81H263V83H262ZM71 82L74 85H72ZM83 82H84V79H83ZM202 85H203V83H202ZM23 86H24V88H23ZM79 87H80V89H79ZM83 87H84V85H83ZM135 87H137V88H135ZM71 89H72V87H71ZM238 92H240V93H238ZM237 94H238V96H237ZM2 99H3V102H2ZM52 99L54 101H50ZM133 102H135V103H133ZM180 103H183L184 105L180 104ZM226 105H228V106H226ZM17 106L18 107L20 106V107L17 108ZM13 107H15V108H13ZM14 110H13V112L16 111V110L15 111ZM20 110L22 113L20 112ZM41 110L43 111V113ZM244 110H245V112H244ZM8 113L10 114L9 116H7ZM6 116L9 118H7ZM130 116H131V118H130ZM61 120L62 121H60L59 123L61 125L62 124L63 125L61 126L57 122V123H55V126H57L58 131H61L60 136L64 137L68 134L67 128H66L67 127L66 116H64L63 119H61ZM110 120H111V122H110ZM28 121H30V122H28ZM173 121H175L174 124H173ZM47 122H45V123H47ZM175 123H176V125H175ZM7 125H9V126H7ZM29 126L30 127L33 126L35 129L38 128L40 130V132L41 131L42 132L40 133L39 130L35 131V129L33 127H31L32 128L31 129ZM63 128H64V131H62ZM30 129H31V131H30ZM29 131L30 132L33 131V133L38 131V133L40 134L41 139L39 140V138H38L39 136H37L38 139L35 138L36 136L33 137L34 135H36V133L33 136L31 133L32 138L33 139L35 138L37 140V141H35V139H34V143L36 142L35 145L32 144L33 139L30 137ZM44 131H45L46 135H44V133H43ZM63 134H65V135H63ZM41 135L43 137H41ZM5 136H7V137H5ZM29 138H30V140H29ZM66 138L68 139L69 136H66ZM66 138L64 137L63 139H66ZM5 139H6V141H5ZM194 140H196V139H194ZM42 142L44 145L41 144ZM117 143H118V145H117ZM26 144H28L29 146ZM109 144H111V145H109ZM114 144H115V147H114ZM128 144H127V146H129ZM32 145H34V149H33V147H31ZM39 145H41V148L39 147ZM116 145H117V147H116ZM119 145H121V146H119ZM245 145H246V148H245ZM1 146H3V147H1ZM118 146H119V148H118ZM219 146L221 148H219ZM12 147H13V149H12ZM243 147H244V149H243ZM45 149H47V150H45ZM30 150L32 151L31 153L29 152ZM33 150H34V152H33ZM37 150H38V153H37ZM40 150H41V152H40ZM76 150H70V157H72V159H76V157L78 155V152L75 153L76 156L73 154ZM166 151H167L168 155H166L167 154ZM44 152H46V153H44ZM113 153L116 155V157H119V159L123 160L122 163L119 164V166H117V165H116V167L114 166L115 164L113 163V159H111V158L115 159L116 157H114ZM26 154H28V155H26ZM43 154H45V155H43ZM35 155H37V156H35ZM7 156H9V155H7ZM123 157L126 159H124ZM109 159H111V160H109ZM166 159L168 160L169 163H167ZM40 160L43 163L40 162ZM46 160H47V158H46ZM105 161H106V163H104ZM110 161L112 162L113 166L111 165ZM38 163H40V164H38ZM41 163L46 164V165L45 164L43 165L44 167H46V169L43 168ZM153 164L155 165V167L156 166L157 167L153 168ZM76 165L77 164H75V166H74L75 168L73 167L74 169L71 168V170H73V171H71V172L69 171L70 172L69 175H71V177H72V175H73V177L76 176V177H78L77 179H79V177H80L79 172L80 171L78 170ZM103 165H105V167ZM148 165L152 166L153 171L156 170L153 174L154 176L150 178V182H149L150 184L146 183V185L144 184L145 186L143 185L142 189L139 188L140 189L139 190L137 188L136 190H134V192H133L134 194L131 193L133 195L128 197L129 199L127 200V204L125 203L123 205L124 207L121 205L120 209H122V210H120V209L117 210L115 208H114L115 210L110 209L111 211H110V214L107 216L108 218L104 219L103 218V215H104L103 212L104 211L102 210L101 206L99 207L100 200H101L100 194L102 192V184L99 186V183L101 181H105L106 178L107 179L110 178L111 180L109 179V186L111 187L110 188L111 192L109 191V193H110L109 195H111V194H113L114 196L118 195L122 191V186H123L124 182L129 183V180L126 181L127 179H129V176H131L135 170H137L141 167L145 168V166L147 167ZM12 166H14V167H12ZM7 168L9 169V171ZM52 168H54L53 170H51V171H53L52 172L53 174L58 173V171H59L58 167L54 166ZM254 168H256V170ZM56 169H58V170L56 171ZM76 170H77V173H76ZM74 171L76 174L74 173ZM41 173H43L44 176ZM78 173H79V175H78ZM160 175H161V177H160ZM42 178H44V179L41 180ZM206 181H210V182H212V184L214 183V185L216 187L218 185V187L216 188L217 190H216L215 194H213L214 196L211 198V200L208 201V204L206 203L205 207H203L204 209L201 212V215H200V218L197 222V225H196L197 227H195V230L193 229L194 231H192V232L189 231V233L191 232L190 234H188L189 236H187L179 244L173 245L174 246V248H173L171 246V244H169V243L172 242L173 238H171V237H173L175 235L174 234V231L176 230V229L174 230L175 224L174 223L173 224L171 223L172 225L170 223L166 224V223H164V220L167 217H176V219H178L179 222L184 223L186 218H187V214H188L187 210L184 207L190 201L193 193H196V191L201 189V187H204V185L207 186V184H209ZM82 183L85 184L84 182H82ZM228 183H230V184H228ZM36 186L39 187L40 190L38 188H35ZM180 186H182V187H180ZM4 187L8 188L9 190L7 189L8 191L6 190L7 192H5ZM32 188L33 189L35 188V190L38 189L42 194L44 193V191H45V193H44V195L41 194L42 197L39 198L40 194L38 195V193H37L38 190H36V192H35V190H33ZM67 188L63 190V194L64 193L68 194L69 190ZM42 189H43V191H42ZM99 190H100V194H99ZM170 190L176 191L175 196H176V201H178V202H176L178 204V208H175V209L176 210L178 209L177 211L175 209L174 210L172 209V211H170L171 210V203H170L171 192H170ZM31 191H33V192L31 193ZM168 191H169V194H168ZM36 193H37L38 197H36L37 196ZM168 195H170V196H168ZM20 196L22 197V199L25 198L26 201L28 199V202L30 199L32 201H34V199H35V201H36V198H37V201L41 207L39 216H35L34 217L35 219L33 218V222L34 221L35 222L31 223V224L27 223V224H29L30 227L26 224V226L28 228H31L29 230L26 229V226H25L26 221H25V223L20 222V219H23L21 216H22V212L24 210V208H22L23 204H22V200H21ZM18 198H20V199H18ZM86 198L88 199V201ZM4 200H5V202H4ZM18 200H21V202H19ZM25 200H23V203L24 202L26 203ZM40 200L42 201V203ZM48 202L52 206L49 205ZM43 206H44V208H42ZM82 206H84V208ZM18 207L23 209V210H20ZM45 207H46V209H45ZM4 208L6 209V211ZM64 208H65V210H67V209L68 210L64 211ZM49 209L51 211H49ZM100 209L102 212L100 211ZM83 210L86 212L85 213L86 217H88V224H87L88 226L87 227L91 230V233H90V235L87 236V238L85 239L84 242L79 243L78 241L75 240L74 237H75V234L77 235L76 230H77V227L79 225L78 223L80 222V219L82 217V215H80V214H84ZM17 212H19V214ZM65 212H66V214H65ZM99 212H100V214H99ZM20 213H21V216H20ZM130 213H132L135 217L133 215H131ZM255 213H256L255 216L251 220H248L247 223H245V224H244V222H243V224L241 223L242 225L239 226L240 230L238 228L237 235H239L241 237L243 236V238L248 237L253 232V230H254L253 228L255 225H261V224L263 225V223H264V206L257 209V212H255ZM15 214L17 217H20V218L17 219L16 216H14ZM221 218L224 220L223 222L219 221V220H222ZM14 219L17 221H15ZM43 219L46 221H44ZM101 219L103 222L101 221ZM128 219H130V221H128ZM256 219H258V220H256ZM12 220H14L16 222V225H15V223L12 222ZM259 220H261V221H259ZM100 221L102 222V224H101L102 230H100L101 227H97V226H99L98 222L100 223ZM19 223H20V225H19ZM103 223H104V228H103ZM9 225H7V226H9ZM21 225H22V227L24 225V227H23L24 229L21 227ZM216 225H218V226H216ZM5 227H6V230H5ZM11 227H13V229H11ZM15 227L19 228V229H17L18 230L17 232L23 230V232L21 231L18 233V236H17V233L14 232V231H16ZM144 227L148 229V232L146 231L145 232L146 234L144 233L145 238L141 239L142 241H140V242L138 241L139 243L137 244L136 238L139 237V235H138L140 233L139 230L143 229L141 231L144 232V230H146ZM9 228L11 229V231H9L10 230ZM217 228H219V229H217ZM96 229H99L98 230L99 232H97ZM215 229H217L219 231V233H220L219 236H217L216 234L215 235L213 234ZM24 230H27L29 234L27 233V231L24 232ZM25 233H27L28 236ZM21 234L23 237H25V238H22V239H25L24 243H22L23 241L19 242V238L17 239V237H19V235L21 236ZM172 234H174V235L172 236ZM14 236H16V237H14ZM67 237H68L69 241L67 240ZM93 237H95V238H93ZM16 239H17L18 243H20L21 245L18 246L16 242H15L16 244L14 242L12 243V241H15ZM34 243H36V244H34ZM135 243H136V245H135ZM235 244H236V242H235ZM235 244L233 242L231 246H233ZM35 245H36V247H35ZM168 245L170 248L168 247ZM219 245H220V247H219ZM16 246H18V247H16ZM33 246L35 247V249H33L34 248ZM9 247H10V249H9ZM12 247H14V249ZM15 247H16V249H15ZM81 247H85L86 248L85 251L87 253L80 259V261L77 262V254L79 252L78 249L80 250ZM254 247L256 249L259 246L254 245ZM112 249H113V251H111ZM258 249H259V251H257L258 256L256 258L255 264H261V261H262V263L264 261V247H262V248L259 247ZM163 250H165V251H163ZM7 253H9V254H7ZM11 253H13V254H11ZM163 254H165V256ZM7 255H8V257H7ZM259 256H260V258H259ZM5 257H6V259H5ZM7 259H9V261ZM32 259H33V261H32ZM10 261H11V263H10ZM172 261H174V262H172Z\"/></svg>","mask_w":264,"mask_h":264}]
</instances>
